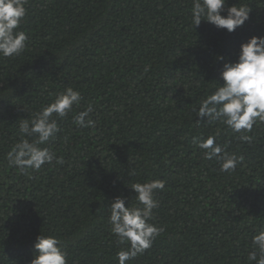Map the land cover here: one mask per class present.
Listing matches in <instances>:
<instances>
[{"label": "trees", "instance_id": "16d2710c", "mask_svg": "<svg viewBox=\"0 0 264 264\" xmlns=\"http://www.w3.org/2000/svg\"><path fill=\"white\" fill-rule=\"evenodd\" d=\"M192 4L27 0L17 29L26 48L0 56V264H30L40 232L62 241L67 264H118L128 245L111 233L108 207L116 197L138 206L131 184L155 180L164 189L154 192L149 222L164 231L127 264H255L248 254L264 229V122L241 142L192 109L223 84V64L236 61L240 45L264 36V0H226L225 9H250L232 33L204 21L194 27ZM68 87L80 103L63 119L53 114L60 131L41 145L64 163L19 173L7 161L19 120ZM89 105L96 125L80 128L73 118ZM209 135L243 157L235 171L192 144Z\"/></svg>", "mask_w": 264, "mask_h": 264}, {"label": "clouds", "instance_id": "9594fccd", "mask_svg": "<svg viewBox=\"0 0 264 264\" xmlns=\"http://www.w3.org/2000/svg\"><path fill=\"white\" fill-rule=\"evenodd\" d=\"M26 3L27 0H0L2 57L19 56L26 48L28 36L24 31L17 30L26 15ZM225 5L226 0H193L192 25L196 27L204 21L232 33L249 20L250 9L246 4L226 9ZM222 12H226V15H222ZM219 79L223 84H216L215 91L203 98L192 111L195 117L206 118L207 123L219 122L240 134L241 142L251 143L253 138L247 133L252 131L257 122H264V36H252L246 43H242L236 61L223 64ZM80 100V93L68 87L57 94L50 104L34 113L31 119L19 120L20 139L7 152L9 166L21 174H30V170L39 171L42 166L51 165L54 160L56 164L62 165V157H57L49 147L41 145L47 144L60 131L53 114L63 119ZM92 112L93 108L89 105L86 110L74 116V123L80 128L95 127L96 121L90 118ZM217 135H209L206 139L193 137L192 144L204 152L205 159L215 158L220 163L221 171H235L243 157L225 151L216 143ZM32 137H35L34 141ZM130 189L135 193L134 199L138 206L126 207V198L116 197L108 207L111 233L116 236L119 244L128 245L116 253L118 264H127L129 260L150 249L154 239L164 231L162 227L149 222L153 209L159 206L154 199V192L164 189V181L133 183ZM252 243L256 251L248 254V260L264 264V229L252 237ZM33 249L30 264H67V252L62 241L55 236L40 232Z\"/></svg>", "mask_w": 264, "mask_h": 264}]
</instances>
